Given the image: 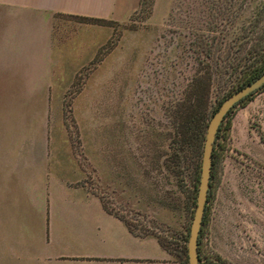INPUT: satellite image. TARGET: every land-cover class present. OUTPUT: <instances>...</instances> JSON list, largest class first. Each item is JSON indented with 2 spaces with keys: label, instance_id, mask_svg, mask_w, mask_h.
Masks as SVG:
<instances>
[{
  "label": "rangeland",
  "instance_id": "374dc122",
  "mask_svg": "<svg viewBox=\"0 0 264 264\" xmlns=\"http://www.w3.org/2000/svg\"><path fill=\"white\" fill-rule=\"evenodd\" d=\"M61 18L69 29L71 80L49 84V91L19 83V155L26 142L44 139L47 125L51 183L86 188L178 261L201 172L182 141L181 104L213 62L203 48L238 44L247 33L264 37V0H170L159 11L155 0H145L124 20ZM230 80H212L206 121L234 88ZM231 122L212 171L199 264H264V89L238 106ZM20 185V208L9 203L7 210L14 227L0 228L7 241L15 221L31 216Z\"/></svg>",
  "mask_w": 264,
  "mask_h": 264
},
{
  "label": "crops",
  "instance_id": "0c3cea01",
  "mask_svg": "<svg viewBox=\"0 0 264 264\" xmlns=\"http://www.w3.org/2000/svg\"><path fill=\"white\" fill-rule=\"evenodd\" d=\"M140 2L0 0V228L11 223L9 203L20 208L19 183L31 208L30 217L15 221L10 241L0 236V264H181L158 238L132 231L86 188L51 183L47 125L44 139L26 142L19 155V83L49 91V84L71 80L69 29L61 17L124 20ZM169 2L155 0V11ZM19 174L40 178L19 182Z\"/></svg>",
  "mask_w": 264,
  "mask_h": 264
},
{
  "label": "trees",
  "instance_id": "16d2710c",
  "mask_svg": "<svg viewBox=\"0 0 264 264\" xmlns=\"http://www.w3.org/2000/svg\"><path fill=\"white\" fill-rule=\"evenodd\" d=\"M144 2L145 0H141V7L143 6ZM84 19L99 23L106 22L105 19L100 18ZM263 38L264 37L257 38L258 40H253L252 35L250 33H247L241 37V39L238 41V44L234 42V44L224 47L221 44L214 51L210 48H208L207 50L203 48L202 52L205 50V55L210 57L213 62L212 64H206L204 76L201 75L200 77L194 79L195 81L191 83L192 91L181 104L180 113L178 115V117H180L179 125L181 126V129L183 131L182 141L185 142V146L187 144V146L191 147L194 155L198 160V167L202 163L204 142L207 126L209 123V121L205 120V110L207 104L206 96L209 94L210 84L212 80L220 82L222 81L224 84H227L228 82H231L230 78H234L232 84L234 88L228 90L223 94L218 104L211 111V115L208 117V120L211 119L224 99H226L237 89L253 81L264 71ZM263 89L264 86L260 90L256 91L253 94H250L248 97L242 100V102H240L237 106L230 110V112L222 122L214 146L212 171L217 161L222 158L223 147H220V145H222L220 144V138L221 136H223V138L225 139L228 136V134L226 135V133L228 132L222 135L223 127L228 131L232 124V115L236 111L237 107L246 105L249 101L254 99L255 95L258 92ZM126 224L131 229L130 225L128 223ZM181 254V258L178 261L181 264H189L186 243L181 247Z\"/></svg>",
  "mask_w": 264,
  "mask_h": 264
},
{
  "label": "water",
  "instance_id": "95a60500",
  "mask_svg": "<svg viewBox=\"0 0 264 264\" xmlns=\"http://www.w3.org/2000/svg\"><path fill=\"white\" fill-rule=\"evenodd\" d=\"M263 86L264 71L253 81L237 89L226 99H224L209 120L204 142L196 207L190 226V233L187 243L189 264H199L200 262L199 240L204 224V217L211 188L213 151L220 126L230 110H232L250 94H253L256 91L260 90Z\"/></svg>",
  "mask_w": 264,
  "mask_h": 264
}]
</instances>
